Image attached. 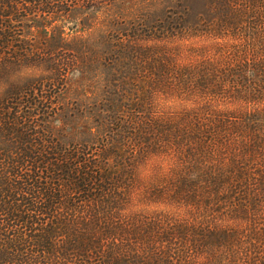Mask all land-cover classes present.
Here are the masks:
<instances>
[{
    "label": "trees",
    "instance_id": "16d2710c",
    "mask_svg": "<svg viewBox=\"0 0 264 264\" xmlns=\"http://www.w3.org/2000/svg\"><path fill=\"white\" fill-rule=\"evenodd\" d=\"M204 3L109 36L85 105L46 47L80 3L0 0V264H264V0Z\"/></svg>",
    "mask_w": 264,
    "mask_h": 264
},
{
    "label": "rangeland",
    "instance_id": "374dc122",
    "mask_svg": "<svg viewBox=\"0 0 264 264\" xmlns=\"http://www.w3.org/2000/svg\"><path fill=\"white\" fill-rule=\"evenodd\" d=\"M75 1H78L80 5H76L68 13L69 16L46 19L45 23L49 32L53 29V35L46 39V47L55 59L74 58V67H70L66 75L68 87L62 94L66 95V102L77 99L85 105H88V101L92 103V92H96L95 102L99 93L104 91H101L102 85L106 82L104 76L110 72L109 66L105 65L104 61L112 57L108 44L109 36L112 35V38H115L116 34L124 33L129 40L133 37L132 28H130L133 25L130 23L134 22L137 16L148 15L149 19L159 18L166 13L165 10L168 7L177 10V3L179 7L185 9V19L192 23L203 12L205 4V0H100L102 3L99 6L89 8V6L81 5V3L86 4V0ZM59 7L64 8L62 4ZM27 31H34V27H30ZM207 41L198 36H183L169 41V44L185 47ZM181 49L184 52L185 48ZM49 51L46 50V52ZM184 55L182 53V56ZM36 72V69L31 70V74ZM78 86H80L79 89ZM187 104L188 102L175 97L165 98L154 94L147 105L165 111Z\"/></svg>",
    "mask_w": 264,
    "mask_h": 264
}]
</instances>
